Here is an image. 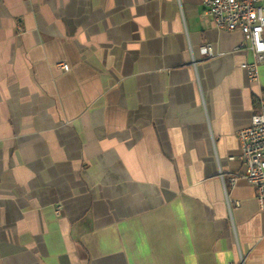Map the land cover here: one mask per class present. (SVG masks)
Wrapping results in <instances>:
<instances>
[{"label":"crops","instance_id":"obj_1","mask_svg":"<svg viewBox=\"0 0 264 264\" xmlns=\"http://www.w3.org/2000/svg\"><path fill=\"white\" fill-rule=\"evenodd\" d=\"M242 43L201 0H0V264H264Z\"/></svg>","mask_w":264,"mask_h":264},{"label":"built area","instance_id":"obj_2","mask_svg":"<svg viewBox=\"0 0 264 264\" xmlns=\"http://www.w3.org/2000/svg\"><path fill=\"white\" fill-rule=\"evenodd\" d=\"M201 5L202 13L215 27L242 34L241 46L250 50L252 60L239 66L250 82L258 83V67L264 62V0H201ZM199 52L212 55L208 44L201 46ZM59 67L68 70L66 63ZM255 102L249 124L237 131L241 147L238 158L245 166L241 176L253 187L257 206L264 211V95L258 94ZM236 179L237 176L229 177L232 184Z\"/></svg>","mask_w":264,"mask_h":264}]
</instances>
